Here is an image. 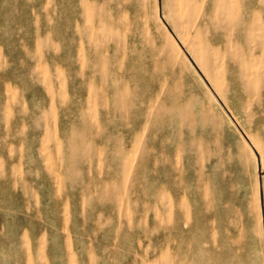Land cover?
I'll use <instances>...</instances> for the list:
<instances>
[{
  "label": "rangeland",
  "instance_id": "rangeland-1",
  "mask_svg": "<svg viewBox=\"0 0 264 264\" xmlns=\"http://www.w3.org/2000/svg\"><path fill=\"white\" fill-rule=\"evenodd\" d=\"M207 254L264 264V0H0V264Z\"/></svg>",
  "mask_w": 264,
  "mask_h": 264
},
{
  "label": "bare ground",
  "instance_id": "bare-ground-1",
  "mask_svg": "<svg viewBox=\"0 0 264 264\" xmlns=\"http://www.w3.org/2000/svg\"><path fill=\"white\" fill-rule=\"evenodd\" d=\"M161 8V7H160ZM165 23V21H164ZM166 24V23H165ZM167 25V24H166ZM168 26V25H167ZM168 29L170 30V32L172 33V30L168 27ZM262 202H263V194H262ZM218 261H220V257L219 259L216 256L213 255H209L207 254L206 256V261L204 262V264H218ZM220 264H222V262H220ZM246 264H254L252 258H246Z\"/></svg>",
  "mask_w": 264,
  "mask_h": 264
}]
</instances>
